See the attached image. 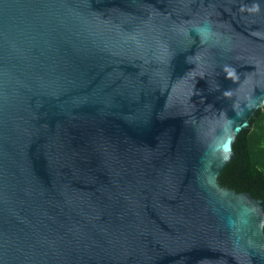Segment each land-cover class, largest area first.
Masks as SVG:
<instances>
[{
	"label": "water",
	"instance_id": "1",
	"mask_svg": "<svg viewBox=\"0 0 264 264\" xmlns=\"http://www.w3.org/2000/svg\"><path fill=\"white\" fill-rule=\"evenodd\" d=\"M263 107L264 0H0V264H264Z\"/></svg>",
	"mask_w": 264,
	"mask_h": 264
},
{
	"label": "trees",
	"instance_id": "2",
	"mask_svg": "<svg viewBox=\"0 0 264 264\" xmlns=\"http://www.w3.org/2000/svg\"><path fill=\"white\" fill-rule=\"evenodd\" d=\"M249 124V129L236 136L234 157L223 167L218 181L221 186L264 201V107L255 111Z\"/></svg>",
	"mask_w": 264,
	"mask_h": 264
}]
</instances>
